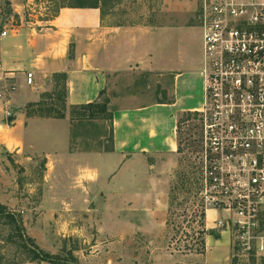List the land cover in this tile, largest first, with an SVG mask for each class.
I'll use <instances>...</instances> for the list:
<instances>
[{
    "label": "crops",
    "instance_id": "0c3cea01",
    "mask_svg": "<svg viewBox=\"0 0 264 264\" xmlns=\"http://www.w3.org/2000/svg\"><path fill=\"white\" fill-rule=\"evenodd\" d=\"M30 1L33 0L16 4L14 18L17 22L14 18L8 21L9 25L4 28L9 30L7 36H0V113L5 116L0 121V161L5 160V169L8 168L10 164L2 153L11 155L13 168L9 169L15 177L14 167L20 166L28 172L35 159L46 160L45 174L50 173L51 167L52 175L57 165L67 166L73 162L78 166L75 182L80 202L77 206L64 202L62 208L70 206L79 212L88 209L89 214L97 218L93 225L98 234L112 232L111 200L105 198H113V192L117 193V205H120L116 213L121 215L113 224L116 234L146 233L157 226L163 230L169 207V186L163 169L167 159L172 169L178 156V118L200 110L204 103L201 25L107 26L103 24L99 9L70 8L60 9L52 20L28 22L23 15ZM71 50L73 55L70 56ZM143 72L170 80V101L115 111L111 151L71 149L69 120L28 118L26 115V106L38 103L42 94L55 89V74L67 76L66 107L69 109L99 101L101 92L108 87L109 76ZM29 74L32 75L31 84L28 83ZM8 114L13 116L10 128L7 123L3 124ZM37 127L46 131L59 127L63 134V150L57 154L54 150L36 147L31 131ZM136 159L145 168L146 160H153L149 164L150 169H154L153 182L151 187H145V191L147 188L154 191L151 198L145 191L127 193L131 177L133 179L138 173L132 167ZM4 172L0 170V178L4 177ZM130 174L133 176L129 178ZM44 183L46 191L51 183ZM7 200L5 195L0 197L3 204ZM157 201L161 214L154 212L149 216L146 206H155ZM224 215L216 209H208L206 230H213ZM87 221L92 223L91 218ZM205 243L206 255L223 248L220 239L213 242L207 239Z\"/></svg>",
    "mask_w": 264,
    "mask_h": 264
},
{
    "label": "rangeland",
    "instance_id": "374dc122",
    "mask_svg": "<svg viewBox=\"0 0 264 264\" xmlns=\"http://www.w3.org/2000/svg\"><path fill=\"white\" fill-rule=\"evenodd\" d=\"M23 1L0 0V35L9 31L4 28L9 25L8 21L14 18L16 4ZM30 3L23 18L28 22H44L57 16L63 0H33ZM70 3L71 0H64V4ZM102 5L101 19L107 26L200 24V0H103ZM53 92L54 89L44 94ZM100 96L99 103L108 102L107 112L103 115L89 118L88 112L81 111L72 117L71 108L66 110L65 119L70 122L71 149H80L83 152L111 150L113 113L169 102L170 80L158 74L150 75L144 72L109 76L108 87ZM40 101L42 106L47 104L53 105L57 110L62 109L56 96ZM182 116H179L178 121ZM4 117L1 112L0 121ZM4 123H7V117ZM53 129L46 131L42 127L33 128L31 132L34 136L31 138L39 149H51L58 154L57 151L63 150V134L59 127ZM195 131L192 125L181 123L180 131L177 132L178 149L180 145L181 153L178 152L172 169L168 159L163 169L169 186V207L166 227H162L163 230L157 226L146 233L116 234L113 224L121 218L120 214L117 215L120 205H117L119 200L116 192H113V198L103 197L107 201L111 200V234L96 232L93 222L97 218L95 215L91 216L88 209L81 211L86 214L82 215L70 206L62 208L64 202H71L73 206L80 202L75 182L78 166L73 162L67 166L57 165L52 175L51 167L50 173L45 174L46 160L35 159L28 172L20 166L14 167L17 171L15 177L9 169L13 168L11 155L2 153V157L4 156L10 165L5 169V160L0 161V170L6 171L3 173L4 177L0 178V197L5 195L9 200L5 201L6 204L0 202V205L20 222L28 245L31 246V238L43 251L65 259L67 254L72 252L78 264H264V249L258 250L264 245V213L261 215L259 226L249 234H244L234 227L227 229L218 228L216 225L213 230L207 231L204 239L209 242L220 239L223 248L208 255L196 253L195 250L200 248L201 241L197 234L201 230L200 216L202 211L206 213V208L199 195L201 181L199 179L198 183L195 150L190 145L194 143ZM17 134H20V131H17ZM152 161L146 160L145 168L141 161L135 160L132 167L133 171L138 173H135L133 179L130 174V190L127 193H143L146 185L151 187L154 169H150L149 164L153 163ZM44 182L51 183L46 191ZM153 192L152 188L145 191L150 198ZM158 204L159 201L154 203L155 206H146L145 211L149 216H153L154 212L161 214ZM90 218L92 223L87 221ZM152 219L154 220L153 217ZM15 234L17 233L14 226L0 217V264H49L31 261Z\"/></svg>",
    "mask_w": 264,
    "mask_h": 264
},
{
    "label": "built area",
    "instance_id": "2783aa9c",
    "mask_svg": "<svg viewBox=\"0 0 264 264\" xmlns=\"http://www.w3.org/2000/svg\"><path fill=\"white\" fill-rule=\"evenodd\" d=\"M198 12L205 95L186 123L196 129L199 195L226 215L218 228L249 234L264 213V0H200Z\"/></svg>",
    "mask_w": 264,
    "mask_h": 264
},
{
    "label": "trees",
    "instance_id": "16d2710c",
    "mask_svg": "<svg viewBox=\"0 0 264 264\" xmlns=\"http://www.w3.org/2000/svg\"><path fill=\"white\" fill-rule=\"evenodd\" d=\"M103 0H71L70 4H63L60 5V9L63 8H70V9H99L101 10ZM53 80L55 83V89L52 94H43L41 96V100L44 99H51L54 96H56L57 100L61 103V110H57L54 108L53 105H41L42 101L38 103L29 104L26 106V115L28 118H45V119H57L62 120L65 119V113L67 110L66 107V97H67V88H66V82H67V76L66 74H55L53 76ZM102 94V92H101ZM108 102L99 103V101L90 103L87 105H80V106H72L71 107V116L74 117L75 114L85 111L88 112L89 118H95L97 115H103L107 112ZM37 108V110L35 109ZM88 117L87 115H85ZM190 113L183 114L182 118L178 121L177 124V132L180 131V125L181 123L187 122V120L190 118ZM74 120V118H73ZM112 142V140H111ZM192 147H194L195 152H198V146H196L195 143L190 144ZM112 149V148H111ZM111 151V150H109ZM178 152L181 153V148L179 145ZM197 178L198 183L199 179H201V173L197 172ZM201 183V182H200ZM6 208L4 206L0 205V217L4 218L9 225L14 226L16 233L15 238L22 243V249L25 253H27L31 261L33 262H45L49 264H78L77 258L73 255L72 252H69L67 255V259L62 258L58 255H52L50 253H47L43 251L41 248H39L33 239L29 238L31 242V246L26 243L24 229L20 222L16 219V217L6 212ZM201 230L197 232L200 248L196 249V253L204 254L206 251V243H205V235L207 234V230L205 228V212H201ZM212 234V232H211ZM215 235V234H213Z\"/></svg>",
    "mask_w": 264,
    "mask_h": 264
},
{
    "label": "water",
    "instance_id": "95a60500",
    "mask_svg": "<svg viewBox=\"0 0 264 264\" xmlns=\"http://www.w3.org/2000/svg\"><path fill=\"white\" fill-rule=\"evenodd\" d=\"M12 121H13V116H12V114H8V115H7V123H8V126H11Z\"/></svg>",
    "mask_w": 264,
    "mask_h": 264
}]
</instances>
